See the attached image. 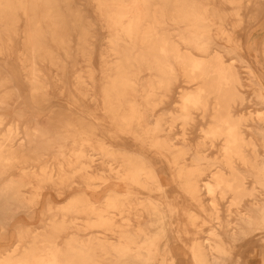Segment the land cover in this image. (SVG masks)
<instances>
[{"label":"bare ground","instance_id":"bare-ground-1","mask_svg":"<svg viewBox=\"0 0 264 264\" xmlns=\"http://www.w3.org/2000/svg\"><path fill=\"white\" fill-rule=\"evenodd\" d=\"M83 2L0 0V264H264V0Z\"/></svg>","mask_w":264,"mask_h":264},{"label":"rangeland","instance_id":"rangeland-1","mask_svg":"<svg viewBox=\"0 0 264 264\" xmlns=\"http://www.w3.org/2000/svg\"><path fill=\"white\" fill-rule=\"evenodd\" d=\"M82 7L85 9L86 11V16L89 17V20L95 25V29H96V33H95V39L93 41H90L89 44L92 47L93 50V55H92V62L95 66V69H98V64L100 65L99 62V53L102 50L103 44H105V31L102 28L100 22L96 19V17L94 16V14L92 13V8H91V4H90V0H85V2L82 3ZM23 28H24V19L21 20V22H19L18 26H17V35H16V39L14 41V45L15 48H19V46H21L22 44V40L24 37V33H23ZM76 46V41L74 39H72L70 41V52L72 53L73 50L75 49ZM60 108V106H58L57 104H55L54 102H47L45 103L44 107H43V115H49V113H51V111H58ZM84 108H80L78 110H83ZM47 159V158H46ZM45 159V160H46ZM62 201V199H60ZM55 202H59V200H56ZM10 223H8L7 229H8V233L13 234L15 232V227L18 225H22V226H34L37 224L35 219H29L27 218V216H25V214H17L13 217V219H11L9 221ZM9 236L6 237H0V248L2 247H8L11 245V237L10 239L8 238ZM259 251L256 253L258 254ZM254 261L255 264H258V257L254 256Z\"/></svg>","mask_w":264,"mask_h":264}]
</instances>
